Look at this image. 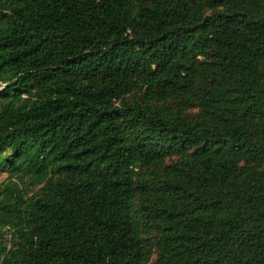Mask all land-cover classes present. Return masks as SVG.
Instances as JSON below:
<instances>
[{
    "label": "trees",
    "instance_id": "1",
    "mask_svg": "<svg viewBox=\"0 0 264 264\" xmlns=\"http://www.w3.org/2000/svg\"><path fill=\"white\" fill-rule=\"evenodd\" d=\"M0 264H264V0H0Z\"/></svg>",
    "mask_w": 264,
    "mask_h": 264
},
{
    "label": "rangeland",
    "instance_id": "2",
    "mask_svg": "<svg viewBox=\"0 0 264 264\" xmlns=\"http://www.w3.org/2000/svg\"><path fill=\"white\" fill-rule=\"evenodd\" d=\"M37 190V187L28 185V181L25 178L10 177L7 173L0 172V202L1 200L12 193L13 196L17 192H22L25 196H32ZM12 246V237L8 234V230L2 228L0 225V248L6 247L10 249Z\"/></svg>",
    "mask_w": 264,
    "mask_h": 264
}]
</instances>
